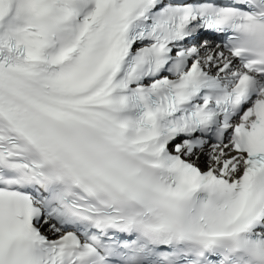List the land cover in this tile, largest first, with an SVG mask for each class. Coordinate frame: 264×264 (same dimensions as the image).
I'll list each match as a JSON object with an SVG mask.
<instances>
[{"label":"snow or ice","instance_id":"snow-or-ice-1","mask_svg":"<svg viewBox=\"0 0 264 264\" xmlns=\"http://www.w3.org/2000/svg\"><path fill=\"white\" fill-rule=\"evenodd\" d=\"M0 264H264V0H0Z\"/></svg>","mask_w":264,"mask_h":264}]
</instances>
